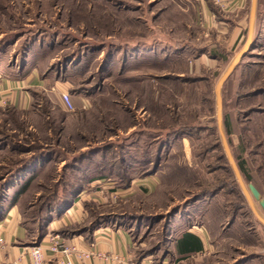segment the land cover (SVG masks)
Listing matches in <instances>:
<instances>
[{"label": "rangeland", "instance_id": "rangeland-1", "mask_svg": "<svg viewBox=\"0 0 264 264\" xmlns=\"http://www.w3.org/2000/svg\"><path fill=\"white\" fill-rule=\"evenodd\" d=\"M212 39L183 0H0L1 73L27 66L50 89L27 111L0 109V207L17 200L36 239L84 198L85 221L55 234L122 226L137 262L159 264L201 225L208 250L185 264H264L248 189L264 200V46L221 86L219 117L217 85L246 44L205 56ZM56 80L86 109H64Z\"/></svg>", "mask_w": 264, "mask_h": 264}, {"label": "crops", "instance_id": "crops-1", "mask_svg": "<svg viewBox=\"0 0 264 264\" xmlns=\"http://www.w3.org/2000/svg\"><path fill=\"white\" fill-rule=\"evenodd\" d=\"M252 4L253 0H183V12H192L195 15L196 24L201 34L206 39L211 36L213 38L210 42L208 41V44H211L210 46L201 47L204 49L203 54L205 56L211 55V47L225 50L236 49L244 43L246 44L249 38L254 43V47L264 46V0H256L257 11L250 37ZM217 58L220 59V57ZM201 59H203V55L199 57V60ZM30 70L27 71V66L21 67L20 70L15 68V72L8 76L1 73L0 67V105L4 101L7 103L4 107L3 105L0 106V109L27 111L33 108L35 102L34 92L36 90L48 93L46 95L49 97L50 89L48 90L47 87L46 75L42 76L38 74L37 70ZM55 87H57V90H55ZM52 88H54L52 94L59 96L61 106L64 109L66 106L62 95L59 93L60 91H69L73 103L77 104L80 111L86 109L89 104V97H86V95L72 93L70 81L61 82L56 80ZM144 183L140 184L144 189L147 186L150 188V180ZM9 186L10 191L15 192L19 189L20 182H15V184ZM83 201L84 198H80L68 213L53 219L49 225L50 230L37 243L43 246L45 264H61L60 259H65L61 255L50 251V236L63 225L80 224L85 221L84 213L80 209V203ZM186 233H191L199 241L198 249L190 252L191 254H188L185 250H178V241ZM208 238L204 226L200 225L194 229H186L174 240L175 244L171 252L172 258H165L159 264H185L187 258L184 257L205 254L209 247ZM63 241L68 248L74 247L76 249V252L70 255L73 264H151V262L147 263L146 260L137 262L135 259L136 243L133 242L130 232L122 226H102L95 230L86 231L81 235L63 238ZM35 243L36 239L30 235L29 229L24 225L18 201L13 198L4 201L0 207V264H33L29 255V248ZM87 252L105 255L108 256V259L102 260L97 257L85 258L81 256Z\"/></svg>", "mask_w": 264, "mask_h": 264}, {"label": "built area", "instance_id": "built-area-1", "mask_svg": "<svg viewBox=\"0 0 264 264\" xmlns=\"http://www.w3.org/2000/svg\"><path fill=\"white\" fill-rule=\"evenodd\" d=\"M193 1V0H192ZM195 1V0H194ZM197 1V0H196ZM63 97V102L67 108V110L69 111H73L74 110V104L72 101V97H70L69 94L65 93L64 95H62ZM7 103L4 101L0 106L3 105V107L6 105ZM50 251L54 254H58L61 255V257H64L65 259L63 260V258L60 259L61 264H73V261L70 258V255L73 252H76V249L74 247H67L64 244L63 238L60 234H55L53 233V235L50 236ZM43 246L41 244H35L32 247L29 248V255L31 257V262L33 264H45L44 262V257H43ZM82 257H97L99 259H104L107 260L108 256L105 255H96L94 252H87L86 254L83 253L81 255ZM17 264V263H16Z\"/></svg>", "mask_w": 264, "mask_h": 264}, {"label": "water", "instance_id": "water-1", "mask_svg": "<svg viewBox=\"0 0 264 264\" xmlns=\"http://www.w3.org/2000/svg\"><path fill=\"white\" fill-rule=\"evenodd\" d=\"M251 10H252V15H251V24H250V27H251L250 35L252 34V25L254 23L255 16H256V11H257L256 10V0H253V4H252V9ZM253 44L254 43L251 42V39L250 38L246 41V45H245L243 51L240 52L234 58V61L231 64L230 68L228 69L227 73H225V75L222 76V79L219 81V83L217 85L216 92L218 93V111H219V117L221 115V101H220V93H219L220 88L228 80V77H229L230 73L233 72V70L235 69V67L240 64V62L242 61V59H244V57L246 56V54L248 53V51H250L251 49H253ZM227 153L229 155V152L228 151H227ZM235 171H236V174H238L236 168H235ZM248 189L251 191L254 199L259 202L260 207H262V209L264 210V200H262V197H261L260 192L252 184H249L248 185Z\"/></svg>", "mask_w": 264, "mask_h": 264}, {"label": "trees", "instance_id": "trees-1", "mask_svg": "<svg viewBox=\"0 0 264 264\" xmlns=\"http://www.w3.org/2000/svg\"><path fill=\"white\" fill-rule=\"evenodd\" d=\"M216 57H219L218 55H216ZM75 93L76 94H81L83 93L82 89L81 90H75ZM77 200H74V203L76 202ZM86 231H89L88 229L84 228V229H81V230H78V231H74V232H71V234L69 235H66V234H62L63 237L65 238H69L70 236L72 235H81L83 233H85ZM44 233H41L37 238H36V245L37 243H39L43 237H44ZM179 244H178V250L179 251H186L188 252V254L190 252H194V250L198 249V245H199V241H197V238L192 235L191 233H186L184 235V237L182 239H180L179 241ZM191 254V253H190ZM189 257V256H188ZM184 258H187V257H184Z\"/></svg>", "mask_w": 264, "mask_h": 264}, {"label": "bare ground", "instance_id": "bare-ground-1", "mask_svg": "<svg viewBox=\"0 0 264 264\" xmlns=\"http://www.w3.org/2000/svg\"><path fill=\"white\" fill-rule=\"evenodd\" d=\"M253 207V206H252Z\"/></svg>", "mask_w": 264, "mask_h": 264}]
</instances>
